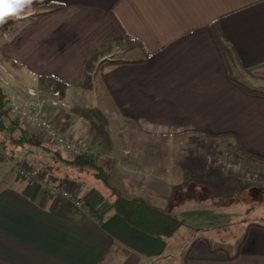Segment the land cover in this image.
<instances>
[{
  "label": "crops",
  "instance_id": "obj_1",
  "mask_svg": "<svg viewBox=\"0 0 264 264\" xmlns=\"http://www.w3.org/2000/svg\"><path fill=\"white\" fill-rule=\"evenodd\" d=\"M49 5L62 9L30 25L38 12L0 25V32H10L7 40L0 36V62L15 77L14 90L22 93L35 78L39 88L59 91L71 109H48L53 124L86 144L85 156L97 159L123 198H143L183 225L248 220L235 260L202 238L191 242L182 264H264V226L254 220L264 215V169L208 137L233 134L244 149L264 157V95L245 90L264 89V0L32 4ZM214 31L230 53L229 65ZM113 48L119 58L111 56ZM112 61L121 62L100 67ZM3 90L0 105L11 93ZM89 112L109 120L95 124ZM13 119L3 117L0 129L16 146L22 139ZM25 153L0 161V264H169L172 239L129 226L96 180L59 185L84 205L78 210L48 196L45 183L20 179L16 161ZM242 191L250 192L242 204L258 209L244 215L237 209L232 198ZM179 193L181 204L174 202Z\"/></svg>",
  "mask_w": 264,
  "mask_h": 264
},
{
  "label": "trees",
  "instance_id": "obj_2",
  "mask_svg": "<svg viewBox=\"0 0 264 264\" xmlns=\"http://www.w3.org/2000/svg\"><path fill=\"white\" fill-rule=\"evenodd\" d=\"M62 6L49 5V6H31L30 9H26L24 13L38 12L32 22L27 25L35 23L40 18L59 12ZM8 22L2 25V28L8 26ZM217 44L222 49L224 58L228 62L231 60L230 53L221 39L218 37V33L215 32ZM120 39L113 40L106 45L95 51L94 55L99 52H105L112 44L118 43ZM130 42H134L132 39H127ZM121 61L107 62L104 65H114ZM245 90L250 93L263 94L264 89H252L245 87ZM0 91L4 93L3 88L0 86ZM8 104V97L5 102L0 105V121L3 117L8 118L9 109L6 107ZM10 124L15 127L16 136H20L22 142L13 145V140H10L2 136L0 129V148L7 152L14 160L17 157V153L20 150L26 149L25 156L16 161L20 164L21 168H33L36 171V176L32 180H36L42 183H58L59 185H67L70 182H76L83 178H92L99 182L106 189V196L111 197L112 211L119 215L129 226L147 234L153 236L159 240L169 242L176 232L183 226V223L178 219L166 214L163 211L151 207L143 198L125 199L114 188L110 187L107 180V175L104 169L97 164V159L92 156L83 157H71L63 155L58 149L53 146L43 143L41 140L33 138L28 135L26 129L17 120L13 119ZM5 133V131H4ZM208 137L223 151L237 156L241 161L254 165L256 168L264 169V157H260L244 149L238 142L235 135L230 133L208 135ZM83 204L81 207L83 208ZM89 215L96 217L98 221H101V217H97L95 211L89 209ZM259 226V225H258ZM221 249H210V252H216ZM189 252V250H188ZM238 253L228 255V260L233 261L237 258Z\"/></svg>",
  "mask_w": 264,
  "mask_h": 264
},
{
  "label": "built area",
  "instance_id": "obj_3",
  "mask_svg": "<svg viewBox=\"0 0 264 264\" xmlns=\"http://www.w3.org/2000/svg\"><path fill=\"white\" fill-rule=\"evenodd\" d=\"M26 16L21 14L19 17L10 18L7 21L20 20ZM0 36L2 39L7 40L10 32L1 31ZM8 76L11 77L10 72L0 62V85L5 89L11 90V82ZM38 89L27 87V97L22 103H19L15 97L16 95L11 92L8 96L7 104L9 113L24 126L27 133L37 136L43 143L52 145L63 155L71 157H83L87 155L88 148L86 144L78 138L64 134L63 131L55 127L50 118L48 109L51 111L69 109L70 104L64 100L61 93L57 90L50 88L48 92H42L39 86ZM0 161L6 163L11 161L10 155L1 148ZM17 176L20 179L31 180L36 176V171L33 168H18ZM45 185L48 196L52 198L61 197L67 200L73 207L77 209L81 208V202L66 190L65 187L50 182Z\"/></svg>",
  "mask_w": 264,
  "mask_h": 264
},
{
  "label": "rangeland",
  "instance_id": "obj_4",
  "mask_svg": "<svg viewBox=\"0 0 264 264\" xmlns=\"http://www.w3.org/2000/svg\"><path fill=\"white\" fill-rule=\"evenodd\" d=\"M117 51H118V49L113 48L111 51L112 52L111 56L112 57L114 56V58H119V55L116 54ZM104 58L107 61H108V59H112L109 56H105ZM10 76L11 77L8 76L10 79V82H11L10 83L11 84V90H9V91H11L12 93H14V95H16L15 97L17 98V101L19 103H22L27 97L26 96L27 87H25L24 91L22 92L24 95L19 96L18 94L20 92H17V91H21V89L14 90V86H16L17 81L15 80V77L13 76L12 73H10ZM89 78H90V76H89ZM91 83H92V78H90L88 80V86L91 85ZM37 84H38V80L33 78L32 82H30V84L28 86L32 87L34 89H38ZM85 86H87V83ZM49 88H50L49 86L48 87L41 86L40 90H42V92H48ZM91 88H93V87H91ZM22 93H20V94H22ZM70 109H71V105H70L69 109H64V110L69 111ZM88 119L90 121L94 122L95 124L97 122L109 120V118L105 117L104 114L98 115V112L97 113L89 112L88 113ZM108 161H110V160H108ZM104 162H105V160H104ZM105 165L107 166L108 162H105ZM56 185H59V184H56ZM249 194H250L249 191H247V192L242 191V192L234 195V197L232 198V202L236 205L237 209L239 211H241V213L243 215L250 213L255 209H258L257 203H254L255 208L245 207L242 204V202H241L242 198H246V199L249 198ZM182 197H183V194H181V193L177 194L175 196L174 202H179V201L182 202V200H183ZM181 202H179V203L181 204ZM68 204L70 205L69 202H68ZM262 217H263L262 219L255 218L254 220L256 222H258V224L264 226V215ZM245 219L246 218L233 219V220L226 222V223H219L216 221H210V222L207 221L204 223L203 222L192 223V224H196V225H191L190 223L186 224V225L184 224L176 232V234L172 238L171 252L173 253V256L171 259H169V261H168L169 264H182L183 263L182 256H183L185 250L188 248V246H190L191 242L198 239L199 243H201L202 238H205L207 240H211V244L213 247L223 248L232 254L235 250L236 245L241 241L243 234H244V230L249 225L248 220L246 222ZM192 226H197V227L194 228Z\"/></svg>",
  "mask_w": 264,
  "mask_h": 264
},
{
  "label": "clouds",
  "instance_id": "obj_5",
  "mask_svg": "<svg viewBox=\"0 0 264 264\" xmlns=\"http://www.w3.org/2000/svg\"><path fill=\"white\" fill-rule=\"evenodd\" d=\"M33 0H0V25L7 22L8 19L19 17L30 9Z\"/></svg>",
  "mask_w": 264,
  "mask_h": 264
},
{
  "label": "bare ground",
  "instance_id": "obj_6",
  "mask_svg": "<svg viewBox=\"0 0 264 264\" xmlns=\"http://www.w3.org/2000/svg\"><path fill=\"white\" fill-rule=\"evenodd\" d=\"M7 107V106H6Z\"/></svg>",
  "mask_w": 264,
  "mask_h": 264
}]
</instances>
